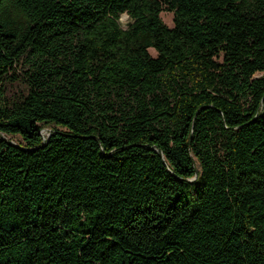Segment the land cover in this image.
<instances>
[{"label": "trees", "instance_id": "obj_1", "mask_svg": "<svg viewBox=\"0 0 264 264\" xmlns=\"http://www.w3.org/2000/svg\"><path fill=\"white\" fill-rule=\"evenodd\" d=\"M0 264H264V0H0Z\"/></svg>", "mask_w": 264, "mask_h": 264}, {"label": "rangeland", "instance_id": "obj_2", "mask_svg": "<svg viewBox=\"0 0 264 264\" xmlns=\"http://www.w3.org/2000/svg\"><path fill=\"white\" fill-rule=\"evenodd\" d=\"M160 16H161L162 20L164 21V23H165L166 25H168V26H172V13H171V12H168V11H162V12L160 13ZM119 22H120L121 26H122L123 28H125V27H126V24H127V22H128V16H127V14L123 13V14L120 16V18H119ZM149 52H150L151 55H153V56L156 54L155 51H154L152 48L149 49ZM15 88H16V86H13V87L11 88V91H10L11 94H12L13 91L16 90ZM51 129H52V127L47 126V127H44V128L42 129L41 132H42L44 135H48V134H49V131H50Z\"/></svg>", "mask_w": 264, "mask_h": 264}]
</instances>
